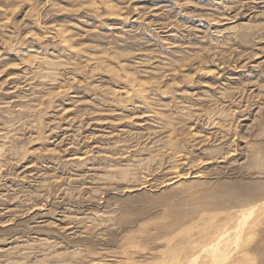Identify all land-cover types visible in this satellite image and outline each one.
<instances>
[{
    "label": "rangeland",
    "instance_id": "obj_1",
    "mask_svg": "<svg viewBox=\"0 0 264 264\" xmlns=\"http://www.w3.org/2000/svg\"><path fill=\"white\" fill-rule=\"evenodd\" d=\"M0 129V264H264V0H0Z\"/></svg>",
    "mask_w": 264,
    "mask_h": 264
},
{
    "label": "bare ground",
    "instance_id": "obj_2",
    "mask_svg": "<svg viewBox=\"0 0 264 264\" xmlns=\"http://www.w3.org/2000/svg\"><path fill=\"white\" fill-rule=\"evenodd\" d=\"M154 57V56H153ZM58 59V58H57ZM38 63V62H37ZM168 68V67H167ZM161 72V71H160ZM43 76V75H42ZM140 87V86H139ZM142 87V86H141ZM133 88V87H132ZM142 89V88H141ZM152 113V112H151ZM150 116V115H149ZM144 118V117H143ZM152 118V117H151ZM163 121V120H162ZM152 126V125H151ZM1 130V129H0ZM90 138V137H89ZM169 153V152H168ZM234 153V152H233ZM181 157V156H180ZM183 159V158H182ZM175 161H177V160H175ZM183 161V160H182ZM202 162V161H201ZM176 165V164H175ZM171 170V169H170ZM199 174V173H198ZM198 177V176H197ZM182 178H185L184 176H182L181 177V175L180 176H177V178H175L176 179V181L177 182H180L181 180L183 181V179ZM25 179V178H24ZM173 179V178H172ZM171 179V180H172ZM174 183V182H173ZM109 186V185H108ZM125 187V186H124ZM127 189V188H126ZM132 189V188H131ZM130 190V189H129ZM131 191V190H130ZM251 214V213H250ZM246 215H248V210H246V211H244V212H235V213H233V215H231L230 216V221L229 222H232L233 223V225L235 226V224H234V220H235V218H236V220H239V219H243V220H245L244 219V217L246 218L247 216ZM237 216V217H236ZM252 216V215H251ZM234 218V219H233ZM251 218H253V216L251 217ZM248 219L249 218H246V221H244L242 224H245V223H249L248 222ZM232 225V226H233ZM6 226V225H5ZM240 226V225H239ZM24 247V246H23ZM49 252V251H48ZM29 255V254H28ZM228 255H226V257L224 258V260H222L221 262L223 263V262H228V261H226V259L228 260ZM177 258V257H176ZM177 259H180L179 257L177 258ZM208 259H210V258H208V256L207 257H205V258H202V259H199V260H197L196 261V263H198V264H207L206 262H207V260ZM171 261V260H170ZM175 261H177V260H175ZM100 262V261H99ZM178 262H179V260H178ZM178 262L176 263V264H178ZM182 262V261H181ZM180 262V263H181ZM200 262V263H199ZM171 263H172V261H171ZM209 263H211V262H209ZM165 264H166V262H165ZM183 264H193V262H191V263H186L185 261L183 262Z\"/></svg>",
    "mask_w": 264,
    "mask_h": 264
}]
</instances>
